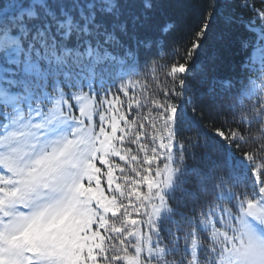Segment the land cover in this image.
<instances>
[{
	"label": "snow or ice",
	"instance_id": "obj_1",
	"mask_svg": "<svg viewBox=\"0 0 264 264\" xmlns=\"http://www.w3.org/2000/svg\"><path fill=\"white\" fill-rule=\"evenodd\" d=\"M0 264H264V0H0Z\"/></svg>",
	"mask_w": 264,
	"mask_h": 264
},
{
	"label": "trees",
	"instance_id": "obj_2",
	"mask_svg": "<svg viewBox=\"0 0 264 264\" xmlns=\"http://www.w3.org/2000/svg\"><path fill=\"white\" fill-rule=\"evenodd\" d=\"M198 22L199 21H198V14H197V12H195V11H186L184 13V18H183L182 23H183V25H184V27L186 29L187 28H195V26L197 25ZM229 70L230 69H229L227 63H225L224 66H223V68H222V72L224 74H227ZM153 87L154 86L150 83L149 84V88L151 89ZM137 95L139 96V93H137ZM144 95L147 96L148 93L145 92Z\"/></svg>",
	"mask_w": 264,
	"mask_h": 264
}]
</instances>
